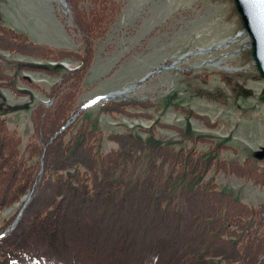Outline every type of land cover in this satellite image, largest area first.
<instances>
[{
  "label": "rangeland",
  "instance_id": "374dc122",
  "mask_svg": "<svg viewBox=\"0 0 264 264\" xmlns=\"http://www.w3.org/2000/svg\"><path fill=\"white\" fill-rule=\"evenodd\" d=\"M0 24L56 49L85 53L89 48L77 72H67L79 64L77 58L0 48L1 73L11 75L12 82L0 80V117L29 163L38 160L42 166L33 145L42 146L63 121L49 123L62 101L66 116L78 112L98 128L101 153L117 149L110 133L129 132L210 155L214 163L246 159L264 169V155H254L264 145V78L250 56L232 0H0ZM119 90L120 96L98 99ZM94 96L98 100L81 106ZM120 99L136 104L121 112L99 110L101 103ZM127 124L133 126L123 127ZM139 124L146 126L135 127ZM133 164L129 161L126 169ZM212 168L204 177L211 176L216 189L252 204L264 198V185ZM24 194L0 210V233L11 230Z\"/></svg>",
  "mask_w": 264,
  "mask_h": 264
},
{
  "label": "trees",
  "instance_id": "16d2710c",
  "mask_svg": "<svg viewBox=\"0 0 264 264\" xmlns=\"http://www.w3.org/2000/svg\"><path fill=\"white\" fill-rule=\"evenodd\" d=\"M0 48L80 60L67 72L79 71L89 52L56 49L3 24ZM1 72L0 80L12 85L11 75ZM134 104L112 100L99 110L121 112ZM63 110L60 101L49 123L63 121L42 146L33 145L42 166L19 152L18 137L0 117V210L33 189L15 226L0 237L2 264L15 258L25 264H264V199L248 204L204 177L213 167L264 185V169L246 159L214 163L210 155L129 132L110 133L117 149L101 153L100 132L86 117L57 132L68 119ZM129 161L134 164L126 169Z\"/></svg>",
  "mask_w": 264,
  "mask_h": 264
},
{
  "label": "water",
  "instance_id": "95a60500",
  "mask_svg": "<svg viewBox=\"0 0 264 264\" xmlns=\"http://www.w3.org/2000/svg\"><path fill=\"white\" fill-rule=\"evenodd\" d=\"M232 2L240 18L242 30L248 37L250 56L258 74L264 78V0H232ZM254 155L258 157L264 155V146L255 150ZM21 209L13 223L17 221Z\"/></svg>",
  "mask_w": 264,
  "mask_h": 264
},
{
  "label": "bare ground",
  "instance_id": "6f19581e",
  "mask_svg": "<svg viewBox=\"0 0 264 264\" xmlns=\"http://www.w3.org/2000/svg\"><path fill=\"white\" fill-rule=\"evenodd\" d=\"M244 34V33H243ZM241 35V36H244V35ZM232 41H234V40H232ZM236 41H234V43H235ZM174 63V62H173ZM173 63H171V64H173ZM173 67V66H172ZM165 68H169V67H166L165 66ZM164 69V68H163ZM133 88H135V87H132L131 89H128V90H125V91H123L122 93L123 94H125L126 92H128V91H130V90H132ZM121 90H119V91H111V92H109V93H107V94H104V95H101V96H99L98 97V99L99 98H103V99H105V98H108V97H113V96H120L121 94V92H120Z\"/></svg>",
  "mask_w": 264,
  "mask_h": 264
},
{
  "label": "crops",
  "instance_id": "0c3cea01",
  "mask_svg": "<svg viewBox=\"0 0 264 264\" xmlns=\"http://www.w3.org/2000/svg\"><path fill=\"white\" fill-rule=\"evenodd\" d=\"M107 114H109V113H107ZM105 114H103L102 116H104Z\"/></svg>",
  "mask_w": 264,
  "mask_h": 264
}]
</instances>
